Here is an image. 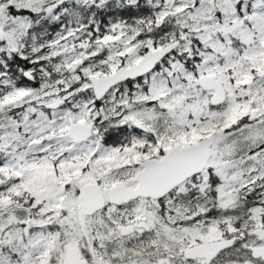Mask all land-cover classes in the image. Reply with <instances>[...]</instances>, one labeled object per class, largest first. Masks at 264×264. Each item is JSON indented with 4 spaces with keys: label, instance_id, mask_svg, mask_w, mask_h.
Masks as SVG:
<instances>
[{
    "label": "snow or ice",
    "instance_id": "1",
    "mask_svg": "<svg viewBox=\"0 0 264 264\" xmlns=\"http://www.w3.org/2000/svg\"><path fill=\"white\" fill-rule=\"evenodd\" d=\"M0 264H264V0H0Z\"/></svg>",
    "mask_w": 264,
    "mask_h": 264
}]
</instances>
